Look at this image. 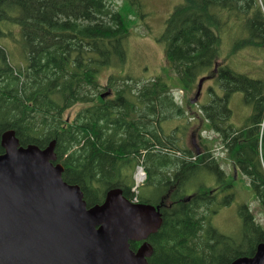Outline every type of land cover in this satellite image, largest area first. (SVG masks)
Returning a JSON list of instances; mask_svg holds the SVG:
<instances>
[{"label": "trees", "instance_id": "1", "mask_svg": "<svg viewBox=\"0 0 264 264\" xmlns=\"http://www.w3.org/2000/svg\"><path fill=\"white\" fill-rule=\"evenodd\" d=\"M122 8L107 0H0V38L13 37L10 28L17 27L20 56L11 63L0 39V136L12 130L20 145L41 149L54 142L62 179L80 188L88 207L101 204L112 188L158 207L161 225L145 239L153 249L148 264H230L252 256L264 229L246 204L239 209L236 237L211 225L216 208L233 198L212 142L199 137V154L182 142L186 132H195L191 116L179 127L181 139L161 126L164 117L187 115L189 99L176 107L170 86L159 76L139 85L109 76L106 87L113 95L102 97V70L127 60L126 20L132 12ZM157 40L185 95L200 78L211 77L214 86L207 88L208 102L201 107L205 127L264 211V0H182ZM223 40L227 51L221 50ZM249 50L255 57L245 53ZM235 93L242 94L255 125H249L250 118L242 129L233 125L229 104ZM75 106L74 116L66 117ZM131 160L133 171L140 162L145 169L146 194L135 196L131 175H121ZM204 174L219 181L215 190L207 182L196 184ZM140 242L130 247L135 250Z\"/></svg>", "mask_w": 264, "mask_h": 264}, {"label": "water", "instance_id": "2", "mask_svg": "<svg viewBox=\"0 0 264 264\" xmlns=\"http://www.w3.org/2000/svg\"><path fill=\"white\" fill-rule=\"evenodd\" d=\"M209 78H200L191 104ZM0 145V264H148L152 246L143 242L134 251L130 242L157 231L158 207L134 204L119 188L87 207L80 188L62 179L54 142L22 146L7 130ZM230 264H264V235L252 256Z\"/></svg>", "mask_w": 264, "mask_h": 264}, {"label": "rangeland", "instance_id": "3", "mask_svg": "<svg viewBox=\"0 0 264 264\" xmlns=\"http://www.w3.org/2000/svg\"><path fill=\"white\" fill-rule=\"evenodd\" d=\"M109 4H111L114 8L118 9L121 6L122 12L124 14H128L129 10H131L132 14L129 16L130 20H126L127 28L130 27L129 37L126 40L125 48L127 50V60L124 66L120 67H112L105 68L101 72L100 84L105 86L107 84V78L109 76L118 77L128 75L132 80L137 81V85L142 84L144 82L155 79V77H162L168 85L170 86L171 93L176 96L177 94H181L179 90L178 83L176 81L175 76L169 71L168 62L164 53V49L162 44L158 42V38L161 36L165 21L172 13L174 8L182 3V0H133V5L127 4L123 0H107ZM124 4H127V6ZM13 33L12 35L6 33L1 40V45L6 49L11 63L18 62L20 59L17 44L15 40L19 39V29L17 27L10 28ZM14 38V39H13ZM231 41V39H230ZM229 49V44L227 41L223 40L221 45L222 51H227ZM249 50L245 52L251 57H255L253 53H250ZM229 54V51L227 52ZM226 54V55H227ZM243 59V56H240ZM247 64V61H245ZM215 70V69H214ZM248 73L252 76H255V69L249 68ZM122 77V79H125ZM132 80H128V82H132ZM198 84V83H197ZM214 86V83L210 80L203 82L201 88V94L197 98V102L194 104H190L192 107L191 111L187 113V115L183 117H175L171 119H167L164 117L162 122V128L167 135L174 134L177 136H182L180 131H177L179 127L186 124L188 122V117L192 119V125L190 128L195 132L188 133L186 132L183 135V143L187 146H192L197 149L198 145V135L201 136L202 139L207 140L208 142H212V152L217 160H219L222 168L226 172L227 177L230 178L229 183L233 188H226L225 191L232 189L233 198L230 201L229 205L220 206L216 208L215 213L211 216L212 226L219 231L220 233L228 236L236 237L240 232L241 225V217L239 214V209L241 205L246 204L248 208L254 215L255 222L258 223L264 229V211L260 208L259 203L254 195V192L249 186L248 180L241 176L239 172H232L231 166L232 162L227 158V156L220 150L219 148V140L214 133L209 131L205 127V117L199 116L201 115V107L204 106L208 102L207 98V88ZM196 89L186 97L189 100H193L196 94ZM232 110V123L237 129H242L246 120V117L250 115L251 109L249 106H246L243 103V96L241 93H235L231 99L229 104ZM79 109V106H75L68 110L65 114L66 117L72 118L75 112ZM263 123V122H262ZM262 123L260 124V132H262ZM193 142L192 141V137ZM191 140V141H190ZM136 167H143L140 162ZM145 172V169H144ZM126 173H123L122 176L125 177ZM135 176L131 175L133 179ZM200 178L197 180L196 184H204L205 182L207 186L215 190L218 186L217 179L214 176H208V178ZM235 177V178H234ZM234 179V181H232ZM135 180V178H134ZM143 181L138 185L139 192L142 194H146L149 188L143 185ZM135 183L133 184L134 187ZM131 191L137 196V188ZM229 187V186H228ZM194 188H190L192 191ZM230 195V196H231ZM225 199V198H224ZM223 199H219L218 202H221Z\"/></svg>", "mask_w": 264, "mask_h": 264}, {"label": "flooded vegetation", "instance_id": "4", "mask_svg": "<svg viewBox=\"0 0 264 264\" xmlns=\"http://www.w3.org/2000/svg\"><path fill=\"white\" fill-rule=\"evenodd\" d=\"M110 95H112L111 92H110L109 96H110ZM179 97H180V99H181V96H179ZM172 103H173L176 107H179L178 104H177L174 100H172ZM180 104H181V100H180ZM251 114H252V112L250 113V115H248V116L246 117L245 123H246V121H248V119L250 118ZM245 123H244V124H245ZM251 124H252V125H255V123L252 122V120H251V118H250V119H249V125H251ZM193 138H194V136L192 137V141H191V140H190V141L194 143ZM132 161H133V160L130 161V163L128 164V166H125L123 169L120 170L121 175H122L123 173H126L125 176L133 175V168H132V166H131ZM231 162H232V161H231ZM220 168L223 169L222 166H221ZM231 170H232V172L235 173V175H236L237 172H239L237 166H236L233 162H232ZM223 171H224V169H223ZM224 172H225V171H224ZM225 174H226V172H225ZM234 178H235V177H234ZM221 193L223 194V192H221ZM219 196H220V195H219ZM219 196H218V197H219ZM141 243H143V242H140V244H141ZM140 244L138 245V247L140 246ZM138 247H137V248H138ZM137 248H136L135 250H137Z\"/></svg>", "mask_w": 264, "mask_h": 264}, {"label": "built area", "instance_id": "5", "mask_svg": "<svg viewBox=\"0 0 264 264\" xmlns=\"http://www.w3.org/2000/svg\"><path fill=\"white\" fill-rule=\"evenodd\" d=\"M136 180H137V183H140L142 180H143V178H144V172H143V170H142V168L141 167H138L137 168V172H136ZM139 179H140V181H139Z\"/></svg>", "mask_w": 264, "mask_h": 264}, {"label": "bare ground", "instance_id": "6", "mask_svg": "<svg viewBox=\"0 0 264 264\" xmlns=\"http://www.w3.org/2000/svg\"><path fill=\"white\" fill-rule=\"evenodd\" d=\"M231 121H232V117H231ZM139 181H140V179H139Z\"/></svg>", "mask_w": 264, "mask_h": 264}]
</instances>
